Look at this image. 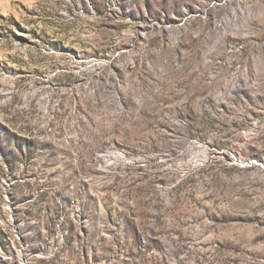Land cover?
I'll use <instances>...</instances> for the list:
<instances>
[{"label": "rangeland", "instance_id": "1", "mask_svg": "<svg viewBox=\"0 0 264 264\" xmlns=\"http://www.w3.org/2000/svg\"><path fill=\"white\" fill-rule=\"evenodd\" d=\"M0 264H264V0H0Z\"/></svg>", "mask_w": 264, "mask_h": 264}]
</instances>
